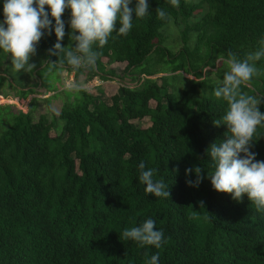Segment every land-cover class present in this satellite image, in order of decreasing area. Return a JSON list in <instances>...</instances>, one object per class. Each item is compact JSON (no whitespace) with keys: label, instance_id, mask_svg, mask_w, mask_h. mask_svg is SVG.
<instances>
[{"label":"trees","instance_id":"obj_1","mask_svg":"<svg viewBox=\"0 0 264 264\" xmlns=\"http://www.w3.org/2000/svg\"><path fill=\"white\" fill-rule=\"evenodd\" d=\"M148 4L150 14L134 18L126 35L115 33L117 21L107 43L93 45L99 52L94 68L45 64L73 73L77 86L72 102L60 109L55 136L50 135L54 122L44 117L34 122L30 111L0 107V264H146L156 253L160 264H264V212H257L246 196L237 202L215 192L203 178L211 172L206 149L225 139L226 127L214 124L226 102L212 96L214 86L205 92V81L175 94L168 91L167 77L160 84L149 79L183 71L201 79L205 68L213 69L229 52L243 59L257 50L264 39V0ZM202 6L205 13L189 25ZM157 8L169 19H160ZM61 19L65 35L60 43L74 46L67 9ZM177 20L184 25L183 50L173 55L163 46L162 29ZM189 32L197 33L192 51ZM55 42L54 33L46 31L35 53L44 62H59L63 53L49 55ZM200 46L205 49L201 54ZM103 59L109 65L125 64L123 78L134 81L122 84L110 104L79 87L95 77L116 78ZM5 60L0 53V67ZM255 63L262 71L241 91L260 98L258 110L264 113V58ZM144 120L146 127L137 125ZM250 151L264 161V126L257 127ZM140 161L169 185V199L144 192ZM195 166L205 171L198 187L186 183L195 176H185V169ZM147 218L163 231L158 249L121 236Z\"/></svg>","mask_w":264,"mask_h":264},{"label":"clouds","instance_id":"obj_2","mask_svg":"<svg viewBox=\"0 0 264 264\" xmlns=\"http://www.w3.org/2000/svg\"><path fill=\"white\" fill-rule=\"evenodd\" d=\"M169 3L178 7L180 0H169ZM130 4L134 7H129ZM148 8V0H0V53L10 59L16 72L33 71L35 65L29 63V59L35 54L37 43L45 32L51 31L56 42L49 55L63 53V56L59 62H44L46 65L59 63L63 66L66 62L73 69L94 68L99 52L93 45L102 48L117 21L119 27L115 33L126 35L134 18L150 14ZM65 9L69 11V36L74 42V46L67 48L60 43L65 35V24L61 19ZM156 14L162 20L169 19L162 8H157ZM260 45L243 59L229 52L224 60L227 70L212 90V96L227 104L225 113L214 124L225 126L227 131L225 139L213 142L206 149L211 172L203 178L209 180L215 192L230 194V198L237 202L246 196L257 212H264V161L256 160V153L250 151L257 127L264 126V113L258 110L260 98L241 91V85L262 71L255 62L264 58V39ZM137 168L138 180L144 185L145 193L169 199V185L162 178H155V168L146 169L143 161ZM202 172L205 173L201 166L185 169V176L189 173L195 176L186 183L198 187ZM155 225L154 219L147 218L138 226L125 228L121 236L136 242L139 247L150 245L158 249L165 238L163 231ZM146 264H160L159 253L151 255Z\"/></svg>","mask_w":264,"mask_h":264},{"label":"rangeland","instance_id":"obj_3","mask_svg":"<svg viewBox=\"0 0 264 264\" xmlns=\"http://www.w3.org/2000/svg\"><path fill=\"white\" fill-rule=\"evenodd\" d=\"M186 1L195 4L200 2V0ZM205 11L206 7L202 6L189 20V25L197 22ZM162 30L164 38L163 46L171 54L175 55L183 50L181 33L184 30V25L180 20L173 21ZM196 42L197 33L189 32L187 42L189 51L197 47ZM198 48L200 54L205 50L203 46ZM102 61L107 66V70L112 69L115 71L116 78L113 81H102L95 77L91 81L82 83L79 87L86 92L96 95V100L101 99L107 104H110V97L118 92L119 87L123 86L122 84L131 86L134 85V81L129 78H123L125 64L109 65L106 59ZM29 63L35 65L33 71L24 72L20 70L16 72L12 68L9 58L6 57V60L3 61V66L0 67V78H3L0 79V107L9 106L12 112L21 111L27 113L30 111L34 122H37L40 117H44L48 123L54 122L55 127L52 128L50 135L55 136L56 131L59 132L60 129V123L56 120L60 109L64 103L72 102L77 88L69 87V85L74 84V79L71 78L73 77V73H69L64 69L46 68L39 53H35L31 56ZM160 68L161 66L158 65L150 66L152 70ZM49 69L51 70L49 71ZM226 70L227 65L224 61L218 60L215 62L213 69L205 68L202 71L201 79H197L194 75L185 71L173 75L169 73L157 74L149 77V79L157 81V83L160 84V79L162 77H167V83L169 84L168 91L174 92L175 94L180 93L182 90H188L193 83L205 81L206 85L204 86V91L208 92L210 90L209 86L217 87V82L221 80L217 76V72H225ZM84 79V75H81V80L83 81ZM121 79H123L122 82H120ZM29 91H31V93H29ZM20 92H27V95L22 97ZM244 93L249 95L247 92ZM67 95H69V97ZM31 104L32 106H30ZM152 105L154 104L152 103ZM137 125L146 127L148 121L144 120L138 122ZM1 127L5 128L6 124L3 122Z\"/></svg>","mask_w":264,"mask_h":264},{"label":"crops","instance_id":"obj_4","mask_svg":"<svg viewBox=\"0 0 264 264\" xmlns=\"http://www.w3.org/2000/svg\"><path fill=\"white\" fill-rule=\"evenodd\" d=\"M71 78H73V77H71Z\"/></svg>","mask_w":264,"mask_h":264}]
</instances>
